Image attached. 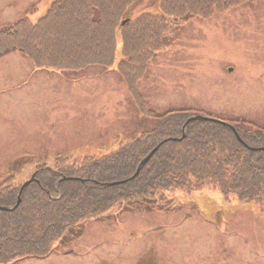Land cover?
Instances as JSON below:
<instances>
[{
  "label": "rangeland",
  "instance_id": "1",
  "mask_svg": "<svg viewBox=\"0 0 264 264\" xmlns=\"http://www.w3.org/2000/svg\"><path fill=\"white\" fill-rule=\"evenodd\" d=\"M55 1L0 0V31L23 17L36 22ZM159 2L139 0L126 15L162 14ZM170 22L139 85L150 110L204 109L236 125L243 118L246 130L264 126V0ZM157 123L115 66L64 73L18 52L0 58V182L13 174L22 184L60 155L108 154ZM148 263L264 264V212L213 187L163 191L67 227L46 258L9 264Z\"/></svg>",
  "mask_w": 264,
  "mask_h": 264
},
{
  "label": "trees",
  "instance_id": "2",
  "mask_svg": "<svg viewBox=\"0 0 264 264\" xmlns=\"http://www.w3.org/2000/svg\"><path fill=\"white\" fill-rule=\"evenodd\" d=\"M139 0H56L36 22L23 17L0 31V57L18 52L39 69L80 71L115 66L143 114L158 119L154 130L120 143L108 154L58 156L36 169V181L14 211L0 210V264L51 255L69 226L99 219L115 204L154 200L160 192L213 187L223 196L255 203L264 212V149L246 147L232 127L205 119L194 109L153 113L139 91L155 53L165 47L170 18H210L249 0H160L162 14L127 12ZM125 19H129L122 25ZM121 43V46L119 44ZM208 116L207 114H202ZM137 169L157 145L170 137ZM235 126L249 147H264V127ZM79 177L82 180L68 178ZM124 183L112 184L124 181ZM21 184L11 174L0 182V206L14 207Z\"/></svg>",
  "mask_w": 264,
  "mask_h": 264
},
{
  "label": "water",
  "instance_id": "3",
  "mask_svg": "<svg viewBox=\"0 0 264 264\" xmlns=\"http://www.w3.org/2000/svg\"><path fill=\"white\" fill-rule=\"evenodd\" d=\"M125 23H126V21H124L122 24L124 25ZM158 147H159V146H157V148L154 149V150L152 151V153H151L149 156H147V157L143 160V162H142L141 165L139 166V168H138L136 174L133 176V178L136 177V176L139 174V172H140V170H141V167H142V164H145V163L148 162V160H149V159L153 156V154L157 151ZM76 179H79V178H76ZM34 180H35V176L33 175V177H32L30 180H28L27 182H25V183L22 185V187H21V191H20V195H19L18 203H17V205H16L14 208L0 207V209H1V210H6V211H11V210H14L15 208H17L18 205H19L20 202H21V193H22L23 190L26 188V186H27L28 184H30L32 181H34ZM122 182H124V181H122ZM122 182H116V183H113V184H118V183H122Z\"/></svg>",
  "mask_w": 264,
  "mask_h": 264
},
{
  "label": "flooded vegetation",
  "instance_id": "4",
  "mask_svg": "<svg viewBox=\"0 0 264 264\" xmlns=\"http://www.w3.org/2000/svg\"><path fill=\"white\" fill-rule=\"evenodd\" d=\"M148 264H150V263H148Z\"/></svg>",
  "mask_w": 264,
  "mask_h": 264
}]
</instances>
